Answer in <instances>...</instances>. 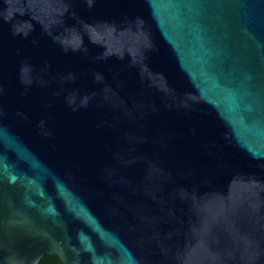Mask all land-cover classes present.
I'll use <instances>...</instances> for the list:
<instances>
[{"label":"water","instance_id":"95a60500","mask_svg":"<svg viewBox=\"0 0 264 264\" xmlns=\"http://www.w3.org/2000/svg\"><path fill=\"white\" fill-rule=\"evenodd\" d=\"M264 264V0H0V264Z\"/></svg>","mask_w":264,"mask_h":264},{"label":"trees","instance_id":"16d2710c","mask_svg":"<svg viewBox=\"0 0 264 264\" xmlns=\"http://www.w3.org/2000/svg\"><path fill=\"white\" fill-rule=\"evenodd\" d=\"M39 264H62L54 253H45L40 257Z\"/></svg>","mask_w":264,"mask_h":264}]
</instances>
